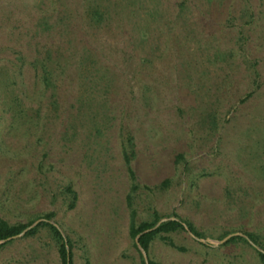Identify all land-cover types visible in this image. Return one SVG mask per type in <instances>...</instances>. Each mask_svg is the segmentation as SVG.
<instances>
[{"label": "rangeland", "instance_id": "374dc122", "mask_svg": "<svg viewBox=\"0 0 264 264\" xmlns=\"http://www.w3.org/2000/svg\"><path fill=\"white\" fill-rule=\"evenodd\" d=\"M128 133L141 185L170 179L140 190L138 221L176 213L205 236L156 238L148 259L262 264L220 236L264 241V0H0V218L53 213L74 264H140ZM6 243L0 264H62L48 227Z\"/></svg>", "mask_w": 264, "mask_h": 264}, {"label": "trees", "instance_id": "16d2710c", "mask_svg": "<svg viewBox=\"0 0 264 264\" xmlns=\"http://www.w3.org/2000/svg\"><path fill=\"white\" fill-rule=\"evenodd\" d=\"M92 13L96 18H100L103 15V10H101V8L99 7H96L95 9H93ZM122 153L131 182L130 190L126 197L130 216L129 234L135 241L134 245L140 255V264H147L143 251L145 253H149L151 246L156 238H159L165 244L173 248L184 251L186 248L184 246H179L178 244H176L172 236L173 234L180 233L188 229L197 237H205L204 234L197 229L194 223L181 218L176 213L173 214L174 218H172L171 216H165L155 211L151 220L146 219L138 221L136 198L140 190L142 188H146L148 190L166 188L170 183V179H165L160 184L152 187L141 185L132 167V161L136 156V142L134 136L131 133H128L125 136V139L123 141ZM182 159H184V155L179 154L176 158V162L178 163ZM68 191L72 194L70 207H74L78 198L77 193L70 187L68 188ZM52 217L53 213L45 214L42 218V221H40L35 227L28 230L24 235L26 237L35 235L40 228L48 227L57 243V248L62 264H74L73 251L71 250L72 241L71 239H66L59 226L50 221ZM164 218H166V220L159 223ZM33 223L34 220H30L27 223H10L8 220L0 218V241L6 240L8 238L13 239ZM229 234L230 232L227 231L220 237L221 239H223ZM8 241L9 240H7L6 242ZM241 241L250 245H257L261 249H257L260 261L262 262V264H264V241L261 239V237L255 232H245V236L239 234L230 237L227 241H225V245H230ZM6 242L0 244V249H2L7 244ZM148 261L149 264H159L153 259H148Z\"/></svg>", "mask_w": 264, "mask_h": 264}, {"label": "water", "instance_id": "95a60500", "mask_svg": "<svg viewBox=\"0 0 264 264\" xmlns=\"http://www.w3.org/2000/svg\"><path fill=\"white\" fill-rule=\"evenodd\" d=\"M166 219H162L159 223H161L162 221H165ZM40 221H42V219H39V220H37L36 222H34L31 226H29L26 230H24L21 234H19V235H17V236H15L14 238H16V237H18V236H22V235H24L28 230H30L31 228H33V227H35ZM158 223V224H159ZM191 232V231H190ZM192 233V232H191ZM234 235H239V234H237V233H234V234H229L228 236H226L225 238H223L220 242L221 243H224L225 241H227L230 237H232V236H234ZM11 238H8V239H6V240H2V241H0V244L1 243H4V242H6L7 240H10ZM198 239L200 240V241H204L203 239H201V238H199L198 237ZM256 248H258L259 250H261L257 245H254ZM144 255H145V258H146V262H147V264H149V261H148V258H147V254L144 252Z\"/></svg>", "mask_w": 264, "mask_h": 264}]
</instances>
